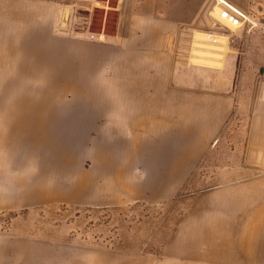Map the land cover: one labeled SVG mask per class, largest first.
Segmentation results:
<instances>
[{"label":"rangeland","instance_id":"1","mask_svg":"<svg viewBox=\"0 0 264 264\" xmlns=\"http://www.w3.org/2000/svg\"><path fill=\"white\" fill-rule=\"evenodd\" d=\"M258 2L264 36V0ZM86 13L61 0H0V264H224L173 249L193 216L198 227L206 214L212 228L228 208L233 224L244 226L242 208L231 211L234 200L227 205L215 195L264 178V88L261 108H250L252 95L239 97L224 133L203 141L164 135L159 149L151 144L138 155L128 150L131 135L79 121L99 112L94 103L70 91L65 102L46 96L65 81L108 92L109 53L69 31ZM38 121L41 127L31 126ZM178 161L191 164H171ZM221 175L231 180L218 181ZM260 196L247 206L264 203ZM239 199L233 204L241 206ZM201 201L207 206L198 209ZM257 242L258 256L232 264H264V230Z\"/></svg>","mask_w":264,"mask_h":264},{"label":"crops","instance_id":"2","mask_svg":"<svg viewBox=\"0 0 264 264\" xmlns=\"http://www.w3.org/2000/svg\"><path fill=\"white\" fill-rule=\"evenodd\" d=\"M258 1L61 0V5L86 7L84 23L74 24L69 31L89 39L87 43L95 51L101 46L110 59L108 92L91 95L88 91V95L78 98L94 103L90 105L99 112L82 116L79 121L101 133L131 135L126 136L128 150L138 155L151 144L159 149L155 145L167 140L164 135H196L197 141H203L207 135L224 133L231 112L237 115L243 94L252 95L251 109L257 105L261 108L264 36L256 14ZM217 12L221 16L233 13L240 22L225 25ZM94 21L96 29L92 27ZM210 35L221 41L211 42ZM200 57L203 61L198 60ZM39 121L31 126L41 127L43 122ZM187 163L191 164L171 162ZM229 176L221 175L218 181H229ZM262 181L264 178L253 185L240 184L216 192L215 196L227 198V205L231 198L234 202L240 198L242 207L233 202L229 208L235 212L242 208L244 226L233 224L228 208L226 217L217 216L213 229L206 214H201L198 227L193 216L178 236L181 243L175 244L173 252L224 264L258 256L264 203L254 208L247 204L264 194ZM206 206L201 201L197 208Z\"/></svg>","mask_w":264,"mask_h":264},{"label":"bare ground","instance_id":"3","mask_svg":"<svg viewBox=\"0 0 264 264\" xmlns=\"http://www.w3.org/2000/svg\"><path fill=\"white\" fill-rule=\"evenodd\" d=\"M217 15H218V17L217 18H219V19H221L222 21H223V23L225 24V23H228V21L226 20V14H222V16H221V14L219 13L218 14V12H217ZM222 21H220V22H222ZM229 24V23H228ZM228 24H225V25H228ZM229 26V25H228ZM234 26V25H233ZM234 28V27H233ZM202 36V35H201ZM201 36H198V37H201ZM199 53V52H198ZM201 53H206V51L204 52V51H201ZM209 54V53H208ZM200 55V54H199ZM216 55V54H215ZM204 57H206V56H204ZM196 58V57H195ZM197 59V58H196ZM199 61H203V59H201V57H200V59H198ZM208 61V60H207ZM209 62V61H208ZM212 63H215L214 61H211ZM74 71V70H73ZM79 75V74H78ZM84 85H79V84H72V83H67L66 81L64 82V84H63V86L62 87H57V89H55V90H53V91H48L47 92V94H46V96H48V97H50V98H53V97H56V98H59L60 100L61 99H63L64 98V96H66L65 95V93L67 92V91H70L71 92V94L75 97V98H81V97H84V96H86V95H88V90H86V89H84L85 87H83ZM88 87V86H87ZM89 92H90V90H89ZM92 95V94H91ZM90 95V96H91ZM49 98V99H50ZM264 98V97H263ZM55 99V98H54ZM84 100V99H83ZM94 100V99H93ZM63 101L65 102V100L63 99ZM63 101L62 102H60L61 104L63 103ZM95 101V100H94ZM55 103H57V102H55ZM54 103V104H55ZM54 104L53 105H51V108H53V106H54ZM60 104V105H61ZM63 105H65V104H63ZM66 106H67V103H66ZM65 106V107H66ZM57 108V107H56ZM62 106H59L58 107V109L59 110H61V111H63L62 110ZM58 111V110H57ZM77 138V137H76ZM78 139V138H77ZM77 139H75V140H77ZM73 140V139H72ZM83 140V139H82ZM74 141V140H73ZM72 141V142H73ZM76 142V141H75ZM78 142V141H77ZM81 142V143H80ZM82 142H83V145L85 144L84 143V141H81L80 139H79V144H80V147H82L81 146V144H82ZM78 143H76V144H78ZM74 144V143H73ZM75 145V144H74ZM77 146H79V145H77ZM77 146H74V147H76L77 148ZM79 147V148H80ZM84 147V146H83ZM76 150V149H75ZM85 152L87 151V150H84ZM88 152V151H87ZM86 152V153H87ZM82 153H83V149H82ZM78 154H80L81 155V151H80V153H78ZM85 155V154H84ZM82 156V155H81ZM80 157V156H79ZM82 180V179H81ZM81 183H82V181H79V184H78V186H80L81 185ZM180 255H186V253L185 252H181L180 253Z\"/></svg>","mask_w":264,"mask_h":264},{"label":"built area","instance_id":"4","mask_svg":"<svg viewBox=\"0 0 264 264\" xmlns=\"http://www.w3.org/2000/svg\"><path fill=\"white\" fill-rule=\"evenodd\" d=\"M226 20L228 21L229 24H238L240 22V19L237 18L236 15H234L233 13H230V14H227L226 13ZM208 39L211 41V42H216L218 41V38L216 36H212L210 35L208 37Z\"/></svg>","mask_w":264,"mask_h":264}]
</instances>
